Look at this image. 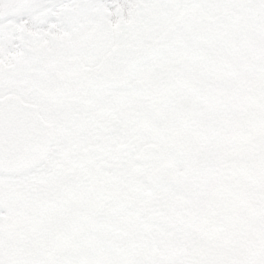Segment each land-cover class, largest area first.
<instances>
[{"label": "snow or ice", "instance_id": "6c2138e0", "mask_svg": "<svg viewBox=\"0 0 264 264\" xmlns=\"http://www.w3.org/2000/svg\"><path fill=\"white\" fill-rule=\"evenodd\" d=\"M0 264H264V0H0Z\"/></svg>", "mask_w": 264, "mask_h": 264}]
</instances>
